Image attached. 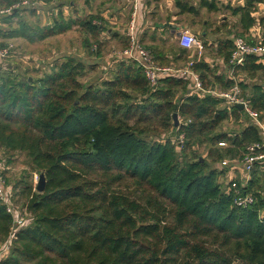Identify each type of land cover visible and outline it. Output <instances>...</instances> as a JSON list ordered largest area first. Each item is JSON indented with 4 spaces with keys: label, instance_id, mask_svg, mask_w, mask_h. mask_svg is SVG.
Returning <instances> with one entry per match:
<instances>
[{
    "label": "trees",
    "instance_id": "obj_1",
    "mask_svg": "<svg viewBox=\"0 0 264 264\" xmlns=\"http://www.w3.org/2000/svg\"><path fill=\"white\" fill-rule=\"evenodd\" d=\"M263 2L246 0L243 7L232 8L241 34L216 44L215 55L234 77L264 74V55H248L235 69L230 65L235 39L256 26L253 14ZM176 4L187 7L180 0ZM200 7L215 8L208 0H201ZM10 8V13H0L1 25L8 26H0L3 40L32 45L76 26L96 40L105 32V19L95 15L73 19L57 10L50 25L39 26L22 18L38 11L26 0H0V11ZM248 41L264 44L256 37ZM179 51L181 57L187 53ZM6 61L0 60V151L25 154L47 183L41 194L26 179L14 186L29 201L33 219L17 232L0 264H264V160L253 166L249 182L240 184L243 194L255 198L253 206L243 209L235 205L227 182L230 168L220 171L193 151L200 134L209 131L212 162L224 157L222 142L228 145L229 162H239L249 145L263 140L261 130L250 123L237 134L214 132L244 111L212 93H191L194 83L186 77H166L151 89L142 69L129 60L123 59L111 78L90 85L80 81L87 66L71 57L33 80ZM191 70L207 91L230 92L237 86L239 96L264 120L262 84H238L204 59ZM175 113L183 119L178 127ZM155 123L174 132L175 140L145 138L142 125ZM225 174L226 188L220 183ZM233 176L241 182L239 172ZM127 179L145 194L119 190ZM12 227L13 218L0 202V248Z\"/></svg>",
    "mask_w": 264,
    "mask_h": 264
},
{
    "label": "rangeland",
    "instance_id": "obj_2",
    "mask_svg": "<svg viewBox=\"0 0 264 264\" xmlns=\"http://www.w3.org/2000/svg\"><path fill=\"white\" fill-rule=\"evenodd\" d=\"M26 1L29 5L38 8L36 15H32L30 12H25V16H22V18L28 19V21L33 24L39 26L50 25L57 10H62L66 17L69 16L73 19H85V17L92 15L105 19V23L102 24L105 28V32L101 33L100 37L96 40L87 34L81 26H76L72 31L64 35L56 36L44 42L32 45L24 40L0 39V48H6L8 45H13V49H15L13 54L11 52L6 61L13 71L27 73V75L31 77L30 80L38 79L44 73L52 71L55 65L61 64L66 58L71 57L80 60L87 66L88 72L80 79V81L86 85L100 83L114 75L118 66L123 61L121 53L128 47L126 33L132 17L129 14L130 12L133 14L135 0H52L51 2L35 0L37 2L34 4L33 0ZM16 7L18 8L19 5ZM104 13H107L108 16L104 17ZM205 19L208 20V27L203 25ZM18 21L19 20H15L14 25H16ZM199 21L198 25L182 26H184L183 29H185V26H188L189 28L193 27L194 30H190L191 33L194 34L203 44L207 43V46L204 45L205 50L203 52L205 53L203 54V58H209V64L213 68L217 69L220 74H224L226 77L234 79L238 84L243 82L247 84H262L264 86V74H258L255 78H251L248 74L241 73L234 77L233 70L229 69V67L215 55L216 44L219 40H225L227 38L232 39L233 36L236 37L238 35V29L236 30L235 27L237 25L235 24L236 19L233 18L230 13L221 11L220 13L210 14L208 16H201ZM0 26L8 29V26L1 25V21ZM143 28L144 27H142V29ZM254 37L256 36L251 35L248 39ZM166 38L167 41L164 44V51L165 54H170L172 58L167 59L166 61L159 60V62L163 66L172 67L174 69V74L177 73V71H186L192 59L196 61L199 60V56L196 58L194 52H187V54L181 57L180 61L175 60V57L178 55L177 50L180 48L179 36L176 35L175 37L168 35ZM206 38H208V40H205ZM261 39H264V35L261 36L260 40ZM87 40L89 42L88 44H91L90 48L87 47ZM218 90L220 91V89ZM215 96L217 97L216 94ZM224 106L225 104L222 105L220 109H223ZM178 120L179 125L183 123V119L179 115ZM250 123L253 122L245 113L240 119H228L223 121L214 133L237 134L250 125ZM142 127L143 129H146L147 132L144 137L149 141H162L164 138H172L175 140L176 138L174 132H164L161 130L158 123L145 124L142 125ZM210 134L213 133H209V131L201 133L195 142L193 151L196 156L210 163L212 167L224 171L222 163L224 161H232V158L226 156L225 153L228 145L221 151L222 154H224V157L217 162H212V158L209 156L210 149L212 148L208 136ZM0 167L2 171H5L3 177L6 180V183L12 186L13 189L16 183L26 179L27 182L33 183L36 191L39 174H36V172L32 170L25 154L10 153L1 150ZM226 174L220 179V183L225 188L229 183V180H227L228 183H226ZM229 176L231 175H228V178ZM239 177H242V173H239ZM119 190L140 196L144 195L146 192L139 184L128 179L121 184ZM14 192L15 205L18 206L24 214L27 213L29 215V224H31L33 217L29 210V201L20 196L18 189H14ZM235 264L243 263L238 261Z\"/></svg>",
    "mask_w": 264,
    "mask_h": 264
},
{
    "label": "built area",
    "instance_id": "obj_3",
    "mask_svg": "<svg viewBox=\"0 0 264 264\" xmlns=\"http://www.w3.org/2000/svg\"><path fill=\"white\" fill-rule=\"evenodd\" d=\"M141 0H135L134 10L129 23V28L126 36L129 40V46L121 53V57L124 60L133 61L138 64L142 69L151 89H156L161 79L171 76H181L193 80L194 88L191 93L196 94H216L217 97L226 100L229 107H234L236 104H244L245 113L251 118L253 124L257 126L262 133L263 140L261 142L253 143L246 148V153L239 162L231 163L224 161L223 166L230 168L229 176V188L235 195L234 203L237 207L246 209L253 206L255 198L250 194H243L241 191V183L247 184L250 180V174L253 166L264 160V120L260 118V114L250 107L249 103L239 97V88L236 86L230 92L218 93L207 91L204 89L203 83L199 75L195 74L191 68L198 62L194 59L189 63V67L186 71H177L174 74L172 67L162 66L156 59L154 53L146 46L140 43L141 39V27L140 21V3ZM142 2V1H141ZM16 8V6L14 7ZM12 8L7 10H1L0 13H10ZM179 44L188 51L196 50L201 57L202 52L205 50L204 44L197 39L189 30L183 29L179 32ZM13 50V45H8L6 48H0V60L8 59ZM248 55H264V44L261 42L250 43L246 38L238 36L235 39V48L232 52L230 65L233 69L243 66ZM180 74V75H179ZM180 145L183 148L185 142V135L182 134L179 137ZM220 147H226L227 144L219 143ZM2 169L0 167V202L4 205L7 213L13 218V227L11 229L9 238L5 244L0 248V261L6 259L10 254L12 242L16 239L17 232L29 226V215L23 213L22 210L15 205L13 189L7 185L6 180L2 175ZM242 173L241 182H238L235 175L236 173Z\"/></svg>",
    "mask_w": 264,
    "mask_h": 264
},
{
    "label": "crops",
    "instance_id": "obj_4",
    "mask_svg": "<svg viewBox=\"0 0 264 264\" xmlns=\"http://www.w3.org/2000/svg\"><path fill=\"white\" fill-rule=\"evenodd\" d=\"M141 1L140 3L142 8L140 10L139 19H140V23L145 26L141 31V40L144 46L150 49L154 53L155 57L157 56L156 58L158 62L159 60L166 61L167 59L172 58L170 54H165L164 51V44L167 41L166 36L168 35H172L175 37L176 35L178 36L179 32L184 28V26L182 25H198L201 16H208L210 14L220 13L221 11L228 12L231 15L232 8L243 7L246 4V0H208L209 3L213 2L215 7L210 10V8L208 7L206 8L200 7L201 0H180L187 6L182 10L179 6H177L176 4L177 0H145V1L141 0ZM189 7H195V9L198 11V14L190 12ZM256 8L257 10L253 14V17L256 19V26L253 27L249 31V33L241 37L248 39L252 35V36H256L257 39L260 40L261 36L264 35V15H263L264 2L258 4ZM129 15L132 16V12H130ZM103 16L106 17L108 15L107 13H104ZM233 18L236 19L235 24L238 25V33L241 34L242 29L240 26L239 17H233ZM203 25L205 27H208L209 25L208 20L205 19ZM185 29L189 31L194 30L193 27L189 28L188 26H185ZM205 40H208V38H206ZM177 51H178V55L175 57V60L180 61L181 53L179 50ZM187 52H194L196 58L199 56V53L196 50H192V51L187 50ZM204 53L205 52H202V55L201 57H199L198 61H200L202 58L209 63L210 60L209 58H203ZM217 58L220 59L219 57ZM220 60L223 62L222 59ZM216 92L224 93L223 91H216Z\"/></svg>",
    "mask_w": 264,
    "mask_h": 264
},
{
    "label": "water",
    "instance_id": "obj_5",
    "mask_svg": "<svg viewBox=\"0 0 264 264\" xmlns=\"http://www.w3.org/2000/svg\"><path fill=\"white\" fill-rule=\"evenodd\" d=\"M234 107H237L241 111H244V108H245L244 104H236ZM173 121H174L175 127H178L179 126V120H178V114L177 113H175L173 115ZM46 183H47L46 177H45L44 173H41L39 175V181H38V184L36 187V191L40 194L43 193L46 189Z\"/></svg>",
    "mask_w": 264,
    "mask_h": 264
}]
</instances>
